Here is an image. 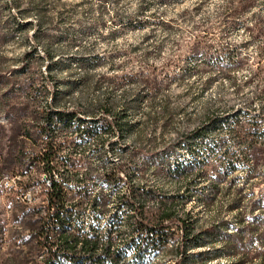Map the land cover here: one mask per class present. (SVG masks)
I'll return each mask as SVG.
<instances>
[{
  "label": "trees",
  "instance_id": "16d2710c",
  "mask_svg": "<svg viewBox=\"0 0 264 264\" xmlns=\"http://www.w3.org/2000/svg\"><path fill=\"white\" fill-rule=\"evenodd\" d=\"M229 3L235 14H256L261 9L253 31L264 37V0ZM51 9L50 0H0V117L6 121L0 120V179L39 171L49 178L45 186H51H44V205L16 218L20 234L15 252L1 257L0 264H148L168 247L177 264H196L204 256H208L205 264L218 259L264 264V191L260 197L254 192L264 185V46L246 82L258 80L260 86L245 108H224L157 156L144 155L142 162L132 149L118 153L126 164L103 160L101 155L100 164H94L77 159L78 152L86 153L88 138L97 139L99 151L108 144L114 153V135L129 139L138 131L139 122L132 120L144 100L139 95L127 98L122 112L116 111L118 100L104 101L100 96L89 103L88 67L95 66L74 52L76 41L52 26ZM51 30L55 34L50 35ZM24 34V54L6 58L2 49ZM244 62L232 57L222 67L230 72ZM65 74L68 78H61ZM23 78L24 86L17 89ZM240 91L237 85L238 95ZM77 93L81 95L75 98ZM17 97L26 103H13ZM256 101L261 106L255 107ZM99 110L104 111L103 119L96 123L104 124L83 127L85 117H94ZM76 121L80 123L75 127ZM122 174L126 186L116 194ZM94 181L114 189L89 190ZM162 182L179 188L167 193ZM0 186L3 189V181ZM223 195L232 218L200 229V221L187 206L198 201L211 207ZM88 214L94 222H85ZM110 215L112 222L104 226L100 221ZM3 232L0 224V240ZM200 249L207 252L191 263L193 252Z\"/></svg>",
  "mask_w": 264,
  "mask_h": 264
},
{
  "label": "rangeland",
  "instance_id": "374dc122",
  "mask_svg": "<svg viewBox=\"0 0 264 264\" xmlns=\"http://www.w3.org/2000/svg\"><path fill=\"white\" fill-rule=\"evenodd\" d=\"M229 1L50 0L52 26H59L58 32L67 35L69 41H76L74 52L95 66L88 67L90 77L86 93L89 103L100 96L104 101L118 100L116 111L122 112L127 98L139 95L144 100L138 109L139 114L132 120L134 124L139 122L138 131L129 139L114 135V153L108 149V144L99 151L97 139L91 136L86 153L78 152L77 159L83 157L86 162L100 164L98 159L101 155L103 160L121 165L126 161L122 163L118 153L134 149L139 152L137 159L142 162L144 155L157 156L182 135L201 127L215 113L231 106L245 108L247 102L253 100L260 82H246L252 78V70L263 55L264 37H257L253 31L260 19L261 9L255 11L256 14H235L229 11ZM12 13L19 16L16 9H12ZM49 34H55V31L51 30ZM25 36L16 37L14 42L2 49L6 58L17 59L24 54L27 48L23 42ZM63 48L68 50L69 45L65 43ZM232 57L234 60L245 59V62L241 68L227 72L222 64ZM42 72H46L44 66ZM61 78L68 77L65 74ZM25 80L20 79L15 87L24 86ZM41 83L39 79L37 84ZM237 85L241 86L239 95ZM80 95L77 93L75 98ZM13 101L26 103L27 100L17 97ZM259 106L256 101L255 107ZM103 114L104 111L99 110L94 117H85L83 127L101 126L103 120L96 121L103 119ZM245 116L243 119H246ZM0 120L4 118L0 117ZM3 123L6 124V121ZM79 123L74 122V126ZM203 147V151H207L205 144ZM184 153L179 152V156ZM43 175L34 171L19 180L24 188L21 192L30 188L37 194V199L31 205L21 203L16 191L0 190V224L4 227L0 258L7 259L15 252L14 241L20 234L16 230V218L21 217L24 210L45 204L43 192L47 179ZM239 175L245 177L244 173ZM148 176L154 180L152 174ZM121 178L124 181L119 183L114 192L116 194L126 186V174H122ZM160 186L167 193L176 192L179 188L167 187L163 182ZM87 187L97 192L102 188L114 189L103 181H94ZM263 191V184L254 188L257 197ZM225 203L226 196L223 195L211 207L193 201L187 210L200 221V229H207L232 218ZM84 219L85 222H94L91 214ZM112 220L110 215L100 222L106 226ZM256 247L254 244L251 249ZM169 250L170 247L153 257L148 264H177ZM201 252H207V249L194 251L191 263ZM207 258H200L196 264H205ZM236 261L218 259L208 264H231Z\"/></svg>",
  "mask_w": 264,
  "mask_h": 264
},
{
  "label": "built area",
  "instance_id": "2783aa9c",
  "mask_svg": "<svg viewBox=\"0 0 264 264\" xmlns=\"http://www.w3.org/2000/svg\"><path fill=\"white\" fill-rule=\"evenodd\" d=\"M43 177L44 179H49L46 175H43ZM20 178L21 176H15V177H5L3 179H0V181H3V189L0 190L16 191L18 195V200L20 202H26L27 206L31 205L37 199V194L34 190L30 188L26 189L24 192H21V190H23L24 188L22 187V183L19 181ZM45 187H51V186H45Z\"/></svg>",
  "mask_w": 264,
  "mask_h": 264
}]
</instances>
